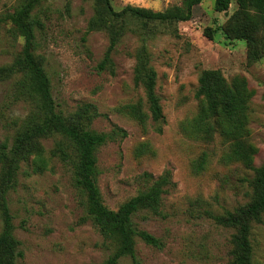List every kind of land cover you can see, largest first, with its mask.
<instances>
[{
	"label": "rangeland",
	"instance_id": "374dc122",
	"mask_svg": "<svg viewBox=\"0 0 264 264\" xmlns=\"http://www.w3.org/2000/svg\"><path fill=\"white\" fill-rule=\"evenodd\" d=\"M21 3L0 0V18L4 19L0 67L10 65L23 47V38L8 20ZM111 4L116 11L130 5L162 12L180 6L182 0H111ZM93 6V0H48L31 14L37 22L34 54L50 80L57 109L69 115L89 104L97 113L90 130L106 133L120 128L127 134L96 154L104 204L117 210L169 170L175 187L163 195L162 216L146 218V213H139L133 218L137 228L158 238L163 248L136 239L138 260L141 264H230L233 230L217 225L210 215L233 211L248 202L249 189L243 179L252 178L253 173L237 164L219 163L226 150L220 138L210 144L189 139L181 133L180 125L197 112L194 93L200 72L219 70L227 81L243 76L253 91L248 127L250 143L257 149L254 166L264 163V56L248 64L245 41L226 39L222 28L237 10L235 1L227 13H217L214 0H202L194 7L191 20L170 26L130 21L112 53V72L97 70L109 37L103 31L88 30ZM207 28L221 30L210 40L204 35ZM142 45L157 76L155 93L163 114L160 133L151 121L143 129L118 113L122 105L138 100L145 103L142 88L134 84V54ZM18 79L0 78V146L11 143L33 109V103L15 84ZM60 140L58 136L43 140L47 168L34 173L30 162L21 163L15 188L7 193L14 236L23 254L18 264H103L114 248L106 247L107 242L87 217L71 165L49 157ZM142 145L148 152L138 154ZM203 152L210 154V161L204 172L194 174L191 165ZM251 242L253 264H264V225L253 226ZM130 263L126 257L119 264Z\"/></svg>",
	"mask_w": 264,
	"mask_h": 264
},
{
	"label": "trees",
	"instance_id": "16d2710c",
	"mask_svg": "<svg viewBox=\"0 0 264 264\" xmlns=\"http://www.w3.org/2000/svg\"><path fill=\"white\" fill-rule=\"evenodd\" d=\"M44 1L48 0H22L19 8L8 17L17 36L23 38V47L10 65L0 67V78L19 77L15 84L33 103V109L19 125L11 143L5 142L0 146V264H18V260L23 258L20 242L14 236L7 193L15 188L21 163L30 162L34 173H41L47 168L48 158L42 141L55 136L61 140L55 143L49 157L71 165L74 186L84 198L87 217L107 242L106 247L114 248L103 264H119L126 257L130 259V264H141L135 253L136 239L158 250L163 248V244L150 233L138 229L133 218L139 213H146V218L162 216L163 195L169 188L175 187L171 173L167 170L152 179L148 188L122 203L117 210L106 207L98 187L96 154L107 143L124 139L127 134L120 128L106 133L90 130L89 125L97 113L89 104L81 105L69 115L57 109L50 80L41 59L34 54L33 35L37 22L31 13ZM93 1V16L88 30L103 31L109 37L108 48L97 66L99 72H112V53L128 30L130 21L169 26L188 22L194 7L202 2L182 0L180 6L155 12L130 5L116 11L111 0ZM232 1H235L237 10L222 30L229 41H245L247 62L255 64L264 56V0H214V11L227 13ZM3 22L4 19L0 18V26ZM216 30L221 28L214 31L207 28L204 35L212 40ZM134 58V84L142 88L145 103L138 100L122 105L118 113L143 129L151 121L155 131L160 133L163 114L155 93L157 76L145 45L135 52ZM252 97L253 91L245 77L235 76L227 81L219 70H204L199 74L194 93L198 102L197 112L180 125L181 133L189 139L210 144L215 137L220 138L226 150L219 156V163L223 166L237 164L253 173L252 178L243 179L249 189L248 202L233 211L210 215L217 225L233 230L230 264H253L252 229L254 225H264V163L254 166L257 149L249 140ZM138 152L144 154L148 149L142 145ZM210 158L207 152L201 153L191 165L193 173L204 172ZM144 176L151 178L148 174Z\"/></svg>",
	"mask_w": 264,
	"mask_h": 264
}]
</instances>
